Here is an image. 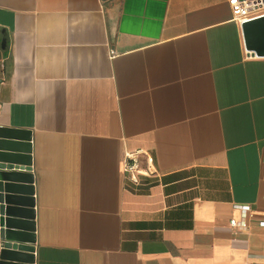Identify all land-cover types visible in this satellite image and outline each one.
Instances as JSON below:
<instances>
[{"label":"crops","instance_id":"crops-1","mask_svg":"<svg viewBox=\"0 0 264 264\" xmlns=\"http://www.w3.org/2000/svg\"><path fill=\"white\" fill-rule=\"evenodd\" d=\"M241 25L228 0H0L34 264H264V43ZM139 150L156 172L136 185Z\"/></svg>","mask_w":264,"mask_h":264},{"label":"water","instance_id":"water-1","mask_svg":"<svg viewBox=\"0 0 264 264\" xmlns=\"http://www.w3.org/2000/svg\"><path fill=\"white\" fill-rule=\"evenodd\" d=\"M241 27L248 47L261 40L264 43V16L246 21ZM5 45L3 38L1 47ZM30 140L29 133L0 126V264L35 263Z\"/></svg>","mask_w":264,"mask_h":264},{"label":"built area","instance_id":"built-area-1","mask_svg":"<svg viewBox=\"0 0 264 264\" xmlns=\"http://www.w3.org/2000/svg\"><path fill=\"white\" fill-rule=\"evenodd\" d=\"M233 17L239 24L264 16V0H228ZM140 154H144V164L140 161ZM124 174L132 183L139 185L141 176H148L156 172L153 166V158L143 151L125 153ZM240 211V218H231L229 223L233 227L245 229L247 227L246 217L253 216V210L249 204L236 205ZM264 226V220L259 221Z\"/></svg>","mask_w":264,"mask_h":264}]
</instances>
